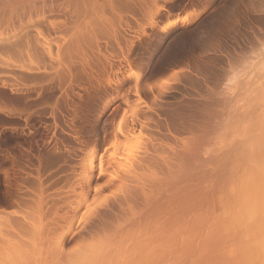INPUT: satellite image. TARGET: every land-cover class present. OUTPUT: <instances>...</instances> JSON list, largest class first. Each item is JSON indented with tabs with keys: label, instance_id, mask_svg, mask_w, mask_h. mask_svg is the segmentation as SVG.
I'll return each instance as SVG.
<instances>
[{
	"label": "rangeland",
	"instance_id": "obj_1",
	"mask_svg": "<svg viewBox=\"0 0 264 264\" xmlns=\"http://www.w3.org/2000/svg\"><path fill=\"white\" fill-rule=\"evenodd\" d=\"M143 1L0 0V245L11 239L6 220H26L50 230L41 240L44 252L66 233L56 264H82L94 241L80 242L78 233L83 234L99 212L118 214L125 189L117 182L140 177L148 195L134 190L137 198L129 204L134 211L145 210L146 203L152 209L164 202L171 207L180 197L186 199L183 207L188 202L198 207L186 211V221L181 218L184 231L188 226L189 235L194 233L188 238L193 247L188 244V254L185 242L171 233L170 217V237L162 244L166 251L151 236L153 253L146 259L139 256L142 260L136 256L133 264H199L205 250L211 258H204L203 264H254L243 258L237 231L226 229L221 206L231 184L246 173L242 163L249 153L247 130L252 127L257 133L256 118L264 109V0H157L149 3L159 9H151L152 14H144ZM188 12L193 18L186 25L168 33L160 30L171 17ZM244 141L248 152L241 160ZM204 216L215 225L206 224ZM198 219L205 224L198 225ZM215 237H220L219 244ZM206 238L209 250L198 248ZM163 250L169 254L164 256ZM120 259L115 264H123Z\"/></svg>",
	"mask_w": 264,
	"mask_h": 264
},
{
	"label": "bare ground",
	"instance_id": "obj_2",
	"mask_svg": "<svg viewBox=\"0 0 264 264\" xmlns=\"http://www.w3.org/2000/svg\"><path fill=\"white\" fill-rule=\"evenodd\" d=\"M80 1V0H79ZM92 1V0H91ZM96 1V0H95ZM102 1V0H101ZM140 1V0H139ZM143 1V0H142ZM159 1V0H158ZM164 1H167V0H164ZM78 2V1H77ZM89 2V1H88ZM99 2V1H98ZM129 2V1H128ZM153 3L154 2V4H155V2H157V0H144L142 3H144L145 4V7H144V10H143V12H144V14H147V13H151L152 14V12L150 11L151 9L152 10H158L159 11V9H156V7H154L153 8V6H154V4H153V6L152 7H150V4L149 3ZM73 3V2H72ZM83 3V2H82ZM85 3V2H84ZM94 3V2H93ZM77 4H79V3H76V5ZM81 4V3H80ZM88 4V3H87ZM86 4V5H87ZM128 4H130V3H128ZM127 4V2H126V4H124V5H128ZM149 5V6H147V5ZM84 5V4H83ZM95 5V4H94ZM99 5V4H98ZM118 5V4H117ZM8 6V5H7ZM18 6V5H17ZM73 6V5H72ZM88 6V5H87ZM92 6V5H91ZM128 6H130V5H128ZM86 7V6H85ZM93 7V6H92ZM92 7H88V9L89 8H92ZM96 7V6H95ZM104 7V6H103ZM103 7H101V8H103ZM127 7V6H126ZM131 7V6H130ZM160 7V6H159ZM10 8V7H9ZM94 8V7H93ZM92 8V9H93ZM120 8V7H119ZM122 8V7H121ZM158 8V7H157ZM15 9V8H14ZM13 9V10H14ZM74 9H75V7H74ZM116 9V8H115ZM118 9V8H117ZM126 9V8H125ZM130 9V8H129ZM2 10V9H1ZM4 10V9H3ZM85 10V9H84ZM91 10V9H90ZM93 10H95V9H93ZM154 10V11H155ZM160 10H161V8H160ZM5 11V10H4ZM15 11H16V9H15ZM19 11V10H18ZM76 11V10H75ZM98 11V10H97ZM196 11V10H195ZM9 12V11H8ZM11 12H13L12 10H11ZM10 12V13H11ZM94 12V11H93ZM96 12V11H95ZM105 12V11H104ZM116 12H117V10H116ZM119 12H121V10L119 11ZM90 13V12H89ZM124 13V12H123ZM154 13V12H153ZM179 13V12H178ZM74 14V13H73ZM80 14V13H79ZM87 14V13H86ZM115 14V13H114ZM83 15V14H82ZM88 15V14H87ZM92 15V14H91ZM100 15H101V13H100ZM123 15V14H122ZM150 15V14H149ZM88 16H90V15H88ZM99 16V15H98ZM195 16V15H194ZM91 17V16H90ZM114 16H112V18H113ZM102 18H103V16H102ZM192 18H193V15H191V14H189V12H188V14L187 13H185V14H182V15H180L179 17H175V18H172V19H170V20H168V21H166V22H164L161 26H160V30L162 31V32H164V33H168L169 31H171L172 29H174L175 27H178V26H180V25H186L187 23H189L191 20H192ZM116 19V18H115ZM114 20V19H113ZM77 21V20H76ZM104 21V20H103ZM79 22V21H78ZM83 22V21H82ZM96 22V21H95ZM118 22V21H117ZM116 22V23H117ZM125 22V21H124ZM77 23V22H76ZM81 23V22H80ZM119 23V22H118ZM88 24H90L89 22H88ZM88 24H86V25H88ZM72 25V24H71ZM74 25V24H73ZM78 25V24H77ZM80 25V24H79ZM104 25V24H103ZM123 25V24H122ZM60 26V25H59ZM83 26V25H82ZM101 26V25H100ZM100 26H98V27H100ZM51 27V26H50ZM81 27V26H80ZM122 27V26H121ZM79 28V27H78ZM72 29V28H71ZM77 29V28H76ZM91 30H92V28H91ZM95 30V29H94ZM72 31V30H71ZM80 31V30H79ZM89 31V30H88ZM93 31V30H92ZM39 32V31H38ZM87 33V32H86ZM79 34V33H78ZM86 35V34H85ZM88 35H90V34H88ZM91 36V35H90ZM40 37V36H39ZM82 37H84V35L82 36ZM78 39H80L79 37H77ZM88 38V37H87ZM43 39H45V38H43ZM71 39V38H70ZM74 39H75V37H74ZM73 39V40H74ZM86 39V38H85ZM81 40V39H80ZM91 40V39H90ZM77 42V41H76ZM82 42V41H81ZM86 42V41H85ZM89 42V41H88ZM87 42V43H88ZM47 43V42H46ZM79 43V42H78ZM81 44V43H80ZM44 45H45V43H44ZM70 45V44H69ZM80 46V45H79ZM72 47V46H71ZM79 48V47H78ZM71 50V49H70ZM77 52V51H76ZM77 54V53H76ZM50 55V54H49ZM70 58H71V56H70ZM264 83V82H263ZM261 85V84H260ZM264 90V89H263ZM258 97V96H257ZM259 98V97H258ZM254 99V98H253ZM230 101V100H229ZM232 101V100H231ZM259 101V100H258ZM250 103V102H249ZM264 103V102H263ZM263 103H262V105H263ZM233 105V104H232ZM231 105V106H232ZM248 105V104H247ZM258 105V104H257ZM234 106V105H233ZM243 106V105H242ZM242 106H240V107H242ZM250 106V105H249ZM255 106V105H254ZM235 107H237V106H235ZM234 107V108H235ZM239 107V108H240ZM244 107V106H243ZM251 107V106H250ZM264 107V106H263ZM238 108V107H237ZM257 108V107H256ZM232 109V108H231ZM243 110H245V108L243 109ZM243 110H241L242 112H243ZM252 110V109H251ZM235 111V110H234ZM236 111H237V109H236ZM251 112V111H250ZM257 113V112H256ZM244 114V113H243ZM260 114V113H259ZM259 114H257V115H259ZM220 116V115H219ZM245 116V115H244ZM239 117H240V115H239ZM238 117V118H239ZM252 117H253V115H252ZM258 118H256L257 119V122L255 123V125L257 126L256 128V130H257V133H256V131H255V129H254V131H255V133L253 132V130H252V127L250 128V130L251 131H249V130H247L248 132H249V138L247 137L246 138V143L247 142H249V147H248V151H249V153H247V152H245L244 151V149H246V146H245V141H244V145H242L244 148H242V149H240L239 148V150H241V152H242V154L240 153V155H242V157L241 156H239V158L241 157V160L242 159H245L246 158V161H247V163L246 164H244V163H242L243 165H247L246 167H247V170L245 169V166H243L242 165V167H243V169H245V170H243V171H246V173L245 172H243V176H242V179H241V176H240V179L239 178H237V176L235 177L234 175H236V174H234L233 176L234 177H232V178H237V180H239L236 184L234 183L233 185L231 184V187L228 189L229 191H227V192H229V193H227V192H225V193H227V195H228V197L227 198H225V200H227L226 202L225 201H223L224 202V206H221V207H223L222 209H224L223 211H224V213H223V211H222V215L224 214V216H222V217H225V219H227V224H229V226L226 228V229H230L231 231H234V232H236L237 231V237H236V239L238 240V243L240 244V248H241V250H242V252H243V258L244 259H246L248 262H250V261H255L254 262V264L256 263V264H264V109H263V113H261L259 116H257ZM250 119H251V117H250ZM254 119V118H253ZM244 120H246V118L244 119ZM243 121V120H242ZM248 121V120H247ZM246 121V122H247ZM223 122H224V120H223ZM227 122V121H226ZM225 122V123H226ZM250 122V121H249ZM227 124V123H226ZM245 124V123H244ZM254 124V123H253ZM205 125V124H204ZM212 125V124H211ZM241 125L242 126H244L242 123H241ZM249 125H250V123H249ZM255 125L253 126V128L255 127ZM213 126V125H212ZM215 126V125H214ZM225 126V125H224ZM246 126V125H245ZM248 126V125H247ZM246 126V128H248ZM194 127V126H193ZM202 127V126H201ZM207 127V126H206ZM210 127V126H209ZM219 127V126H218ZM213 128V127H212ZM214 128H216V127H214ZM222 128V127H221ZM193 129V128H192ZM220 130V129H219ZM226 131V130H225ZM212 132V131H211ZM208 133H210V132H208ZM213 133V132H212ZM247 132H245V134H246ZM193 134H196V133H193ZM220 134V133H219ZM244 134V135H245ZM248 134V133H247ZM197 136V135H196ZM210 136V135H209ZM213 136V135H212ZM240 136H242L241 134H240ZM220 137V136H219ZM216 138V137H215ZM222 138V137H221ZM245 138V137H244ZM244 138H243V140H244ZM206 140H210V138L209 139H206ZM213 140V139H212ZM212 140H210V141H212ZM222 140H223V138H222ZM221 140V141H222ZM218 141V140H217ZM242 141V140H241ZM214 143H215V141H213ZM219 142V141H218ZM196 143V142H195ZM223 143V142H222ZM234 143V142H233ZM213 144V143H212ZM248 144V143H247ZM246 144V145H247ZM187 145V144H186ZM233 145H235V144H233ZM209 146H210V144H209ZM215 146V145H214ZM219 146V145H218ZM218 146H216L217 148H218ZM190 147V146H189ZM222 148H223V146H222ZM225 149H226V147H224ZM224 149V150H225ZM237 149H238V147H237ZM215 149L213 148V151H214ZM228 150H231V149H228ZM244 151V152H243ZM205 152V151H204ZM203 151L201 152V154L202 153H204ZM209 152V151H208ZM220 152V151H219ZM235 152V151H234ZM190 153V152H189ZM199 153V152H198ZM206 153V152H205ZM210 153V152H209ZM214 153V152H213ZM222 153V152H221ZM227 153V152H226ZM237 153H239V152H237ZM236 153V154H237ZM248 155H247V154ZM194 154V153H193ZM197 154V152L195 153V155ZM200 154V155H201ZM199 155V154H198ZM226 155V154H225ZM235 155V154H234ZM247 155V157H245L244 158V156H246ZM203 156V155H202ZM219 156V155H218ZM223 156V155H222ZM187 157H190V155H187ZM229 157V156H228ZM233 157V156H232ZM183 158V157H182ZM204 159V158H203ZM206 159V158H205ZM235 159V158H234ZM233 159V160H234ZM184 160V159H183ZM201 160V162H202V159H200ZM216 160V159H215ZM232 160V161H233ZM206 161V160H205ZM209 161V160H208ZM228 161V160H227ZM237 161V160H236ZM245 161V160H244ZM243 161V162H244ZM162 162H163V160H162ZM186 162H187V160H186ZM193 162V161H192ZM200 162V163H201ZM204 162V161H203ZM217 162V161H216ZM224 162V161H223ZM226 162V161H225ZM231 162V161H230ZM235 162V161H234ZM182 163V162H181ZM188 163H189V161H188ZM184 164V163H183ZM186 164V163H185ZM190 164H192V163H190ZM205 164H206V162H205ZM224 164V163H223ZM235 164V163H234ZM172 165V164H171ZM174 165V164H173ZM203 165H204V163H203ZM209 165H211V163L209 164ZM229 165H231V164H229ZM233 165V164H232ZM141 166V165H140ZM144 166V165H143ZM151 166V165H150ZM165 166V165H164ZM212 166V165H211ZM211 166H210V168H211ZM219 166V165H218ZM86 167V166H85ZM89 168H87V172H88V169H91L92 168V166H91V163L89 164V166H88ZM173 167H175V166H173ZM180 167V166H179ZM188 167V166H187ZM195 167V166H194ZM203 167H205V166H203ZM226 167H227V165H226ZM176 168H178V167H176ZM190 168V167H189ZM208 168V167H207ZM230 168L232 169V167H229V170H230ZM237 168V167H236ZM179 169V168H178ZM181 169H182V167H181ZM184 169V168H183ZM192 169V168H191ZM194 169V168H193ZM199 169V168H198ZM215 169H217V168H215ZM176 170V169H175ZM185 170V169H184ZM200 170V169H199ZM204 170V169H203ZM212 170H214V168L212 169ZM177 171H179V170H177ZM198 171V170H197ZM206 171V170H205ZM204 171V172H205ZM210 171V170H209ZM236 171V170H235ZM238 171H239V169H238ZM242 171V170H241ZM175 171H173V173H174ZM184 172V171H183ZM213 172V171H212ZM222 172H223V169H222ZM200 173V172H199ZM217 173V172H216ZM215 173V174H216ZM227 173V172H226ZM241 173V172H240ZM87 175L85 176V180H86V182H87V186L89 187V185H90V174H89V172L88 173H86ZM103 174V173H102ZM105 174V173H104ZM137 174V173H136ZM177 173L175 172V175H176ZM190 174V173H189ZM192 174V173H191ZM190 174V175H191ZM197 174V173H196ZM214 174V175H215ZM228 174H229V172H228ZM233 174V173H232ZM231 174V175H232ZM85 175V174H84ZM135 175V174H134ZM174 175V176H175ZM183 175V174H182ZM194 175V174H193ZM200 175V174H199ZM207 175V174H206ZM210 175V174H209ZM219 175V174H218ZM230 175V176H231ZM141 176V175H140ZM178 176V175H177ZM210 176H212V175H210ZM225 176V175H224ZM223 176V177H224ZM134 177V176H133ZM137 177H138V175H137ZM176 177V176H175ZM179 177H181V176H179ZM186 177V176H185ZM188 177H189V175H188ZM213 177V176H212ZM219 177H220V175H219ZM218 177V178H219ZM239 177V176H238ZM135 178V177H134ZM139 178V179H138ZM138 178H136V179H138V180H140V177H138ZM190 178V177H189ZM215 178V177H214ZM144 179V178H143ZM186 179V178H185ZM194 179V178H193ZM224 179V178H223ZM230 179V178H229ZM84 180V181H85ZM132 179H130V180H127V179H121V180H119L118 182H117V187H120L122 190L123 189H125V193H124V196L122 197L123 198V201L121 202V203H119V212H118V214H115V215H113L112 214V212H110V214H112L111 216L108 214V212H107V214L106 213H100L99 212V214L97 213V215L94 217V220L87 226V227H85V231H84V233L82 234H80V233H78L79 235L76 237V238H78V240L80 239V240H83V242H84V239H87V238H91L90 240H91V242L92 241H94L95 243H96V247L93 245V243L90 245L91 247H92V249H94L93 248V246L96 248V249H94V251H92L91 250V247H89V245H88V247H89V249L91 250H88V252H91L90 253V255L88 254V256L86 255V257H84V259H83V262H82V264L84 263H87V264H115L116 263V261L117 260H121L120 258H122L124 261H123V264H133V259L136 257V256H138L137 258H139V259H141L142 260V258H140L139 256H141V257H143V256H145V257H143V258H145L146 259V257L147 258H149V256L151 255V253H153V251H154V249H155V247H152L153 245L151 244L152 242H151V240H150V238L149 237H153V238H157L158 240H157V242L159 241L160 243L158 244V245H160V247H158V245H157V247L159 248V249H162V247L164 246V244L166 243L167 244V242H168V240H166V237H168L169 236V234H167V232L169 233L170 232V230H169V228H170V224H171V219H170V217H174V218H172V224H171V233L172 234H176L175 236H177V238L178 239H180V240H183V241H181V243H183V242H185V243H183L182 244V246H183V248H184V251H186V253L188 254V249L190 250V248H191V250L193 249V247H191V241L192 240H190V239H188V238H194V233L192 234L193 235V237H191V235H189L190 233L189 232H191V231H189V229H188V226L186 227V229H185V231H184V225H183V223H185V219H184V217H183V215L186 213V211H188L189 212V210H190V213L193 211L194 212V207H198L197 206V204H196V206H194L193 208H191L193 205H191L190 206V204H189V199L190 198H192L189 194H193L194 195V193L195 192H192V193H189L188 195H186V196H190V197H188L187 199H188V201H186V202H188V207H187V205L185 204V206L187 207V208H185V206L183 207V205H184V200H186V199H184L183 201H182V199L184 198H182V197H180L181 199L179 200H177V198L178 197H176L175 199L177 200L175 203L173 202V204H172V206L170 207V205L171 204H168V205H165V202H164V204H161V206H160V204H159V206H158V204L156 205V206H158V207H156L155 209H152V207L151 208H147V204L148 203H146V207H145V210L143 209L140 213H139V211L138 212H136V211H134V208L131 206L130 207V203H132L133 202V199H135V198H137V197H135L134 196V194H135V192H134V190L136 189V188H138L139 190L138 191H140V193L142 194V192H143V194H145L144 192H146L144 189H143V187H144V184H142L143 182H139L138 180H132ZM191 180V179H190ZM225 180V179H224ZM227 180V179H226ZM225 180V181H226ZM236 180V181H237ZM110 181H112V180H110ZM134 181V182H133ZM135 181H137V182H135ZM141 181V180H140ZM143 181H145V180H143ZM182 181V180H181ZM180 181V182H181ZM188 181H189V179H188ZM188 181H186V182H188ZM232 181V180H231ZM230 181V182H231ZM178 182V181H177ZM190 183L192 182V181H189ZM211 182V181H210ZM229 182V183H230ZM232 182H234V181H232ZM131 183H137L136 185L137 186H135L134 188H131ZM145 183V182H144ZM179 183V182H178ZM185 183V182H184ZM190 183H189V186H191L190 185ZM219 183V182H218ZM113 185H114V183H112ZM152 184V183H151ZM202 184V183H201ZM222 184V183H221ZM210 185H213V184H210ZM219 185V184H218ZM224 185V184H223ZM225 185H227L226 183H225ZM134 186V185H133ZM145 186H147V184L145 185ZM189 186L187 187V188H189ZM192 186H193V184H192ZM197 186V185H196ZM202 186H204V185H202ZM228 186V185H227ZM233 186V187H232ZM148 187H149V184H148ZM205 187V186H204ZM213 187V186H212ZM222 187V186H221ZM180 188H182V187H180ZM196 188V187H195ZM198 188V187H197ZM196 188V189H197ZM214 188V187H213ZM225 189H226V187H224ZM146 189V188H145ZM148 189V188H147ZM146 189V190H147ZM176 189V188H175ZM177 189H178V187H177ZM184 189V188H183ZM137 190V189H136ZM144 190V191H143ZM217 190V189H216ZM219 190V189H218ZM217 190V191H218ZM120 191V190H119ZM124 191V190H123ZM150 191V190H149ZM178 191V190H177ZM187 191V190H186ZM196 191V190H195ZM198 191V190H197ZM220 191V190H219ZM225 191V190H224ZM122 192V191H121ZM137 192V191H136ZM148 192V191H147ZM147 192H146V194H147ZM191 192V191H190ZM202 192V191H201ZM208 192V191H207ZM149 193H151V192H149ZM174 193V192H173ZM187 193V192H186ZM225 193H224V195H225ZM142 194V195H143ZM146 194H145V196H146ZM179 194V193H178ZM183 194V193H182ZM200 194V193H199ZM202 194H203V192H202ZM215 194V193H214ZM38 195V194H37ZM137 195V194H136ZM148 195V194H147ZM175 196H176V193L174 194ZM196 195H197V193H196ZM205 196H207L206 194H204ZM210 195V194H209ZM212 195V194H211ZM221 195V194H220ZM223 195V194H222ZM222 195H221V197H222ZM227 195H225V196H227ZM150 196V195H149ZM148 196V197H149ZM179 196V195H178ZM182 196V195H181ZM184 196H185V194H184ZM198 196V195H197ZM214 196V195H213ZM225 196H223V197H225ZM39 197V196H38ZM135 197V198H134ZM159 197V196H158ZM194 197V196H193ZM199 197H201V195L199 196ZM202 197H204V196H202ZM212 197V196H211ZM147 198V197H146ZM151 198V197H150ZM196 199H197V197H195ZM207 198V197H206ZM169 199V198H168ZM173 199V198H172ZM213 199V198H212ZM229 199V200H228ZM149 200V199H148ZM152 200V199H151ZM192 200V199H191ZM201 200H202V198H201ZM204 200H205V198H204ZM204 200H202L203 202H204ZM210 200V199H209ZM139 201V200H138ZM142 201V200H141ZM141 201H140V203H141ZM147 201V200H146ZM153 201V200H152ZM160 201V200H159ZM178 201H181V203H179ZM197 201V200H196ZM211 201V200H210ZM147 202H149V201H147ZM185 202V203H186ZM191 202H193V200L191 201ZM195 202V201H194ZM199 202H201V201H199ZM202 202V203H203ZM206 202V201H205ZM139 203V202H138ZM143 203V202H142ZM145 203V202H144ZM143 203V204H144ZM151 203V202H150ZM149 203V204H150ZM157 203V202H156ZM155 203V204H156ZM201 203V204H202ZM222 203V202H221ZM136 204V203H135ZM206 204V203H205ZM204 204V205H205ZM208 204V203H207ZM210 204V203H209ZM208 204V205H209ZM207 205V206H208ZM213 205H214V203H213ZM220 205V204H219ZM222 205H223V203H222ZM153 206V205H152ZM201 206V205H200ZM199 206V207H200ZM206 206V205H205ZM37 207V206H36ZM71 207V206H70ZM73 207V206H72ZM71 207V209H72V211H77V207H74V208H72ZM107 207H108V205H107ZM149 207V206H148ZM155 207V206H154ZM210 207V206H209ZM212 207V206H211ZM144 208V207H143ZM147 208V209H146ZM220 208V207H219ZM136 209V208H135ZM192 209V210H191ZM3 210V209H2ZM39 210V209H38ZM109 210V209H108ZM112 211V210H111ZM114 211V210H113ZM34 212H35V210H34ZM196 212V211H195ZM208 212H210V210L208 211ZM13 213V212H12ZM11 213V214H12ZM15 213V212H14ZM13 213V214H14ZM30 213V212H29ZM189 213V214H190ZM199 213V212H198ZM202 213V211L199 213V214H201ZM17 213H15V215H16ZM19 214H22V213H19ZM19 214H17V215H19ZM27 214V213H26ZM31 214V213H30ZM34 214H36V213H34ZM75 214V213H74ZM129 214V215H128ZM188 214V213H187ZM195 214V213H194ZM32 215H33V213H32ZM203 215H206V214H204L203 213ZM210 215V214H209ZM221 215V214H220ZM22 216V219H24V218H26V217H24L25 216V213L23 214V215H21ZM27 216V215H26ZM29 216V215H28ZM157 216H159L158 218H157ZM185 216V215H184ZM189 216H191V214L189 215ZM192 216H193V214H192ZM198 216V215H197ZM201 216V215H200ZM207 216V215H206ZM206 216H204L203 217V219L205 220V221H207V222H205L204 220H200V219H198V223H196V221H193V222H195L194 224H198V225H200V222L202 221L203 222V224H207V223H210V222H212L210 219L208 220V216L206 217ZM211 216V215H210ZM4 217V216H3ZM73 217V216H72ZM153 217H156L157 219H158V221H152V219H155V218H153ZM165 217H167V219L165 218ZM176 217V218H175ZM183 217V218H182ZM195 217H196V215H195ZM214 217V216H213ZM15 218V217H14ZM21 218V217H20ZM164 218V219H163ZM184 219V220H182V219ZM202 218V217H201ZM21 219V220H22ZM156 219V220H157ZM170 219V220H169ZM215 220H218V218L216 219V216H215V218H214ZM214 219H213V221H214ZM220 219V218H219ZM112 220H114V221H112ZM193 220H195V218L193 219ZM200 220V221H199ZM8 221V223H5L6 224V229L8 230V232H10V235H11V239L9 240V241H7V242H5L3 245H0V264H56V262L59 260V255L63 252L62 251V247H63V244L65 243V234L66 233H61V234H59L58 236V238H56L57 240L55 241V242H53V243H55L54 245H53V247H48V249L46 250L45 249V252L44 251H42V249H41V243H42V241H43V238L42 237H44V236H49V229L47 228V229H45V230H41L40 228H37L36 226H33V225H30V224H27V222H25L26 220H22V221H17V219H16V221H14V220H6V222ZM149 221H151V222H149ZM166 221H170V222H167V223H169L168 225H169V227H168V225H167V223H166ZM182 223L181 225L180 224H175V223ZM180 221V222H179ZM184 221V222H183ZM209 221V222H208ZM25 222V223H24ZM189 222V221H188ZM205 222V223H204ZM216 222V221H215ZM215 222H214V224H213V222H212V226H214L215 225ZM220 222V221H219ZM218 222V223H219ZM174 223V224H173ZM192 223V222H191ZM190 223V225H192ZM202 224V225H203ZM220 224V223H219ZM149 225H150V227L151 228H149ZM153 225V226H152ZM155 225V226H154ZM174 225H177L176 227V230L174 229L175 228V226ZM182 225H183V227H182ZM210 225H211V223H210ZM45 226V225H44ZM47 226V225H46ZM148 226V227H147ZM165 226V227H164ZM166 226H167V228H168V230L166 229ZM179 226V227H178ZM192 226H195V225H192ZM191 226V227H192ZM201 226V225H200ZM207 226V225H206ZM205 226V227H206ZM155 227H157V229H159L158 231H156L155 230ZM159 227V228H158ZM172 227H174L173 229H174V231H177V229L179 228V230L181 231V229L183 228V231H181V232H183V233H181L180 231L179 232H172L173 231V229H172ZM204 227V228H205ZM211 227V226H210ZM149 228V229H148ZM154 228V229H153ZM181 228V229H180ZM190 228V227H189ZM194 228V227H193ZM195 228L196 229H199V228H197L196 226H195ZM202 228V227H201ZM200 228V229H201ZM207 228V227H206ZM209 228V227H208ZM138 229L140 230V232L138 231ZM151 229H153V230H155V231H152ZM187 229H188V231H187ZM195 229V230H196ZM40 230H41V233H40ZM69 230V229H68ZM152 231V233H151V231ZM211 230H212V228H211ZM142 231V232H141ZM146 231H148V232H146ZM159 231H160V233H159ZM202 231V230H201ZM204 231V230H203ZM202 231V232H203ZM206 231V230H205ZM204 231V232H205ZM208 231H210L209 229H208ZM65 232V231H64ZM66 232H67V234L69 233L67 230H66ZM83 232V231H82ZM137 232H139V234H137L138 236L136 237V234L135 233H137ZM195 232V231H194ZM197 232V231H196ZM151 233V234H150ZM155 233V234H154ZM199 233H200V231H199ZM208 233H211V232H208ZM134 234H135V236H134ZM157 234V235H156ZM171 234V235H172ZM187 236H186V235ZM197 233H195V235H196ZM205 234V233H204ZM207 234V233H206ZM182 235H183V237H182ZM188 235H189V237H188ZM209 234H207L206 236H208ZM57 236V235H56ZM155 236V237H154ZM54 237V236H53ZM75 237V236H74ZM142 237H144V238H142ZM170 237V236H169ZM172 237H173V235H172ZM180 237H182V239L180 238ZM186 237V238H185ZM209 237H210V235H209ZM49 238V237H48ZM48 238H46V239H48ZM94 238H98L97 239V241H95V239ZM136 238V240H134V239ZM46 239H45V242H44V244H46ZM54 239V238H53ZM92 239H94V240H92ZM174 239V238H173ZM187 240V241H184V240ZM198 239V238H197ZM207 239H209V238H206L204 241H203V244H202V242H201V247L198 245V248H202V247H204V248H207L208 249V246H210V245H208V241H207ZM215 239H216V237H215ZM219 239H220V237L218 238V239H216L217 240V244H219L218 242H219ZM42 240V241H41ZM77 240V239H76ZM79 240V241H80ZM90 240H88L89 242H90ZM193 240H195V239H193ZM236 240V241H237ZM41 241V242H40ZM136 241V242H135ZM191 243V244H189V242ZM224 240L222 239V242H223ZM229 240H227V242H228ZM51 242V240L48 242V243H50ZM81 242V241H80ZM85 242H86V240H85ZM143 242V245H137V244H139V243H142ZM151 242V243H150ZM165 242V243H164ZM188 242V243H187ZM221 242V241H220ZM222 242H221V244H222ZM225 242V241H224ZM47 243V244H48ZM164 243V244H163ZM187 243V244H186ZM196 243V242H195ZM194 243V244H195ZM200 243V242H199ZM198 243V244H199ZM213 243V242H212ZM216 243V242H215ZM155 244V243H154ZM162 244H163V246H162ZM172 244H173V242H172ZM188 244H189V246H190V248H188L189 246H188ZM193 244V245H194ZM204 244H207V245H204ZM211 244V243H210ZM220 244V245H221ZM227 244V243H226ZM150 245H152V246H150ZM204 245V246H203ZM43 246V245H42ZM166 246V245H165ZM168 246V245H167ZM169 246H171L170 245V242H169ZM178 246V245H177ZM181 246V247H182ZM186 246H187V248H186ZM207 246V247H206ZM215 246H217L216 244H215ZM215 246H214V248H215ZM229 246V245H228ZM47 247V246H46ZM82 247V246H81ZM87 247V246H86ZM174 247V246H173ZM181 247H179V248H181ZM197 247V246H196ZM219 247V246H218ZM221 248H222V246H220ZM220 247H219V249H220ZM85 248V247H84ZM157 248V249H158ZM178 248V247H177ZM176 248V249H177ZM182 248V249H183ZM195 248V247H194ZM204 248H202V249H204ZM209 248H211V247H209ZM158 249V251H160ZM163 249L165 250V248L163 247ZM167 249V248H166ZM170 249V247L168 248V250ZM202 249H200L199 250V252H202ZM87 250V249H86ZM161 251V252H163L162 254L164 255V254H169V251H168V253L166 252V253H164L165 251ZM175 250V249H174ZM180 250V249H179ZM205 250V249H204ZM204 250H203V252H204ZM209 250V249H208ZM211 250V249H210ZM85 251V250H84ZM181 251V250H180ZM184 251H182V252H184ZM194 251V250H193ZM207 250H205V252H206ZM191 252V251H190ZM197 252V251H196ZM198 252V253H199ZM202 252V253H203ZM205 252H204V255H205ZM209 252V251H208ZM185 253V254H186ZM183 254V253H182ZM201 254V253H200ZM199 254V256L201 257V255ZM171 255V254H170ZM202 256V259L200 260L199 259V264H203L204 262H201L204 258H206L207 259V257L209 256H207V254L205 255V256ZM90 256V257H89ZM158 256V255H157ZM164 256H166V255H164ZM199 256H198V258H199ZM220 256V255H219ZM231 256V255H230ZM161 257V256H160ZM227 257V256H226ZM87 258V259H86ZM115 258H118L117 260H114ZM198 258H196L195 260L196 261H198L197 259ZM209 258V257H208ZM211 258V257H210ZM209 258V259H210ZM176 259V258H175ZM215 259V258H214ZM221 259V258H220ZM227 259V258H226ZM195 260H193V261H195ZM203 261H205V263H207L206 262V260H203ZM208 261V260H207ZM165 262V261H164ZM210 262H211V260H210ZM166 263V262H165ZM209 263V262H208ZM216 263V262H215ZM233 263V262H232ZM138 264H139V262H138ZM169 264H171V262H169ZM221 264V263H220ZM227 264V263H226ZM234 264V263H233Z\"/></svg>",
	"mask_w": 264,
	"mask_h": 264
},
{
	"label": "crops",
	"instance_id": "obj_3",
	"mask_svg": "<svg viewBox=\"0 0 264 264\" xmlns=\"http://www.w3.org/2000/svg\"><path fill=\"white\" fill-rule=\"evenodd\" d=\"M175 17H179V16H174V17H171L170 19L175 18ZM170 19H169V20H170Z\"/></svg>",
	"mask_w": 264,
	"mask_h": 264
}]
</instances>
